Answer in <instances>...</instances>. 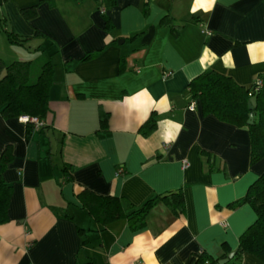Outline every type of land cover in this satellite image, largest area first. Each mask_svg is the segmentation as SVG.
<instances>
[{
    "label": "crops",
    "instance_id": "crops-1",
    "mask_svg": "<svg viewBox=\"0 0 264 264\" xmlns=\"http://www.w3.org/2000/svg\"><path fill=\"white\" fill-rule=\"evenodd\" d=\"M195 3L0 0V58L54 64L41 128L27 133L20 117L0 113V155L12 153L0 264H196L202 251L221 258L237 248L256 214L231 205L264 173V159L250 164L246 128L199 104L190 110L187 84L210 69L245 86L264 75V0H216L208 12H193ZM151 113L156 129L144 137ZM179 188L184 211L158 201L138 230L124 217L98 230L77 197L82 189L116 196L127 211ZM242 264L264 262L244 252Z\"/></svg>",
    "mask_w": 264,
    "mask_h": 264
},
{
    "label": "trees",
    "instance_id": "trees-1",
    "mask_svg": "<svg viewBox=\"0 0 264 264\" xmlns=\"http://www.w3.org/2000/svg\"><path fill=\"white\" fill-rule=\"evenodd\" d=\"M31 9H24L22 13L33 17ZM104 16V14H102ZM106 23H109L106 19ZM161 23L168 24L174 30L176 27L169 18H163ZM6 31V30H5ZM8 40L13 43L23 44L25 38H20L12 31H6ZM97 53H87L82 59H88ZM54 64L45 60L35 81L30 80V61L16 60L6 64L0 58V113L4 118L20 116L36 117L43 119L48 111L49 89L53 82ZM259 81V85L257 82ZM187 92L192 101L200 105L202 114H212L219 121L246 128L250 139V164L264 159V75L251 85L238 84L232 77L215 70H205L192 78L187 84ZM191 101V102H192ZM253 108H248V103ZM253 115L252 124H248L249 115ZM107 115L101 118V125H105ZM157 115L151 113L140 126L139 133L147 137L156 129ZM28 131L33 127L26 123ZM202 155L210 157L207 152ZM12 160L11 149L7 147L0 155V224L8 221L7 208L11 193V185L3 178V171ZM70 179L69 175L67 180ZM81 206L98 224V230H103L107 224L125 218L132 230L144 227L150 210L158 201L164 202L169 210L177 215L184 211V196L182 189L170 190L156 194L147 199L138 208L125 210L121 201L116 196H102L88 189H82L77 195ZM248 203L254 209L256 218L239 236L236 252L225 264H242L244 252L253 254L264 262V173L258 176L246 194L236 200L231 207ZM225 253L221 258H212L203 251L197 255L196 264H219L220 259L226 258ZM82 264H94L92 260Z\"/></svg>",
    "mask_w": 264,
    "mask_h": 264
},
{
    "label": "clouds",
    "instance_id": "clouds-1",
    "mask_svg": "<svg viewBox=\"0 0 264 264\" xmlns=\"http://www.w3.org/2000/svg\"><path fill=\"white\" fill-rule=\"evenodd\" d=\"M216 0H196V3L192 9L195 12L197 9H203L205 12H208L214 8ZM180 125H175L177 133L180 129ZM163 139L165 142H172L175 139V136L171 132H166Z\"/></svg>",
    "mask_w": 264,
    "mask_h": 264
},
{
    "label": "built area",
    "instance_id": "built-area-1",
    "mask_svg": "<svg viewBox=\"0 0 264 264\" xmlns=\"http://www.w3.org/2000/svg\"><path fill=\"white\" fill-rule=\"evenodd\" d=\"M99 1H102V0H99ZM100 11L103 12V8H101ZM168 75L169 74L167 73L166 76H168ZM257 84L258 85L260 84L259 81L257 82ZM194 107H195V102L194 101L190 102L189 109L193 110ZM20 120H22L25 123H31L35 128H41L43 126V122L36 117H29V116L24 115V116H20ZM185 166H186V162H184V167ZM120 171L121 170H118L117 173L119 174Z\"/></svg>",
    "mask_w": 264,
    "mask_h": 264
},
{
    "label": "water",
    "instance_id": "water-1",
    "mask_svg": "<svg viewBox=\"0 0 264 264\" xmlns=\"http://www.w3.org/2000/svg\"><path fill=\"white\" fill-rule=\"evenodd\" d=\"M121 41H122V40H121ZM119 43H120V41H119ZM248 108H249V109H252V108H253V106H252V104H251L250 102L248 103ZM252 122H253V115L250 114V115H249V118H248V120H247V123H248V124H252ZM235 252H236L235 249L232 250L231 252H229V253L227 254L226 258H224V259H220V260L218 261V263H219V264H225L230 258H232V257L234 256Z\"/></svg>",
    "mask_w": 264,
    "mask_h": 264
},
{
    "label": "rangeland",
    "instance_id": "rangeland-1",
    "mask_svg": "<svg viewBox=\"0 0 264 264\" xmlns=\"http://www.w3.org/2000/svg\"><path fill=\"white\" fill-rule=\"evenodd\" d=\"M4 49L2 48V45L0 44V52L3 51ZM44 61H37V62H34L32 68H31V74H30V80H32L33 82L35 81L36 79V76L37 74L39 73L40 71V66L41 64L43 63ZM34 79V80H33Z\"/></svg>",
    "mask_w": 264,
    "mask_h": 264
},
{
    "label": "snow or ice",
    "instance_id": "snow-or-ice-1",
    "mask_svg": "<svg viewBox=\"0 0 264 264\" xmlns=\"http://www.w3.org/2000/svg\"><path fill=\"white\" fill-rule=\"evenodd\" d=\"M205 58H207V55H206V57Z\"/></svg>",
    "mask_w": 264,
    "mask_h": 264
}]
</instances>
